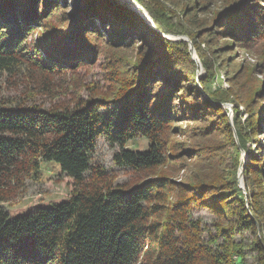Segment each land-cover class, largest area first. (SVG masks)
Masks as SVG:
<instances>
[{
	"label": "trees",
	"instance_id": "16d2710c",
	"mask_svg": "<svg viewBox=\"0 0 264 264\" xmlns=\"http://www.w3.org/2000/svg\"><path fill=\"white\" fill-rule=\"evenodd\" d=\"M134 1L143 5L151 17L145 14V19L108 0H3L0 73L26 71L30 64L64 71L89 59L98 44L129 46L135 40L142 43L140 52L149 60L138 66L136 90L114 101L78 100L75 106L60 109L0 106V264H195L205 259L208 245L200 236L205 229L188 214L201 207L222 217L225 211L221 206L226 202H219L211 192L204 196L193 190L192 196L170 203L166 178L136 186L117 185L95 158L102 140L119 148L113 159L117 168L149 171L176 156L164 149L165 133L176 119H206L210 112L212 117H221L207 101L200 100V89L188 74L179 46L163 36L166 31L148 4ZM263 1L234 4L227 10L229 17L218 25L227 28L229 37L240 45L264 38ZM44 16L47 20L57 18L60 25H65L63 30L51 33V44L39 46L38 51L37 46L32 48L23 41L29 33L28 25L40 23ZM152 20L155 28L148 23ZM61 34L68 38L60 41ZM176 99L184 103L181 109ZM186 105L192 107L187 108L191 114H185ZM261 116L256 120L258 128ZM140 139L150 143L147 151L127 149ZM260 146L258 151L262 150ZM201 151L196 154L200 156ZM260 161L259 153L249 155L251 173H259L254 166ZM46 165H54L74 182L71 197L11 216L2 206L8 202L6 191L19 188L26 178L38 179ZM246 183L251 187V196L255 193L253 181ZM254 198L247 201L248 209L243 201L236 200L240 206L236 222L242 227L240 231L251 230L255 235L258 225L264 227V207L263 201ZM219 234L229 237L222 228ZM215 241L213 237L210 244ZM210 252V260L205 259L209 264H244L242 258L234 260L231 253H215L212 248ZM258 264H264V256L258 258Z\"/></svg>",
	"mask_w": 264,
	"mask_h": 264
},
{
	"label": "rangeland",
	"instance_id": "374dc122",
	"mask_svg": "<svg viewBox=\"0 0 264 264\" xmlns=\"http://www.w3.org/2000/svg\"><path fill=\"white\" fill-rule=\"evenodd\" d=\"M108 1L132 9L145 19V14H149L143 5L134 0L131 2L138 5L136 10L126 0ZM242 1L142 0L165 29L163 36L179 46L178 53L186 61L188 74L193 76L200 89V100L207 101L221 117H212L210 112L206 119H176L171 124L173 128L167 130L164 136V149L176 156L149 171L133 172L117 168L113 159L119 148H112L102 140L95 158L112 178L110 181L117 185L136 186L144 181L166 178L171 189L168 197L170 203L190 196L193 190L204 196L210 192L217 195L219 202H226L221 206L225 211L222 217L201 207L194 208L188 214L192 221L205 229L203 235L199 234L208 245L204 258L210 260L212 248L215 253H231L234 260L242 258L244 264H258V258L264 256V235L260 234L264 232V227L258 225L255 235L251 230L240 231L241 226L236 222L240 206L236 200L243 201L248 209L247 201H253L256 197L257 202L263 201L264 207V126H261L264 125V38L240 45L229 37L227 28L218 25L221 19L229 17L227 10ZM261 3L263 5L264 1ZM2 4L3 0H0V7ZM67 4L70 7L71 2ZM70 16L74 19L72 14ZM47 18L44 16L40 23L27 27L29 33L23 42L32 48L37 46L35 50L41 45L51 44V33L64 28L65 24L60 25L57 18ZM69 26L67 24L66 29ZM67 36L61 34L60 41L67 39ZM134 42L129 46L116 47L98 44L90 57L93 60L81 59L64 71L53 72L48 66L37 68L30 64L26 71L0 73V106L37 105L60 109L71 108L78 100L114 101L130 95L138 85L140 62L143 61L142 65H145L149 60L147 55L140 52L142 43ZM175 103L179 109L184 105L178 99ZM187 108L192 107L186 105L185 114H191ZM260 115L263 116L258 128L259 121L256 120ZM207 127L210 130L205 131ZM257 146L262 150L258 151ZM149 148L150 143L143 139L127 146L128 150L140 152ZM200 149L203 151L199 156L196 151ZM251 153L261 156V161L254 166L259 173H251L247 166ZM42 168L38 179L26 178L19 188L6 191L4 196L8 202L2 206L11 216L22 215L40 206L59 204L71 197L74 182L62 175L54 165ZM250 180L255 188L251 196V187L246 183ZM221 228L229 232V237H221ZM213 237L215 244H210ZM205 259L195 264H209Z\"/></svg>",
	"mask_w": 264,
	"mask_h": 264
},
{
	"label": "water",
	"instance_id": "95a60500",
	"mask_svg": "<svg viewBox=\"0 0 264 264\" xmlns=\"http://www.w3.org/2000/svg\"><path fill=\"white\" fill-rule=\"evenodd\" d=\"M127 2H129L132 6H133V8L136 10V9H138V5L137 4H135V2H131V0H126ZM148 13V12H147ZM149 15V14H148ZM148 23L150 24V25H152L154 28L156 27V25H155V23L153 22V20L152 21H148Z\"/></svg>",
	"mask_w": 264,
	"mask_h": 264
}]
</instances>
